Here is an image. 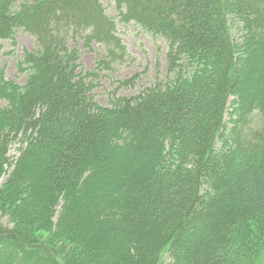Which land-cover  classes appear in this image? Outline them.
Listing matches in <instances>:
<instances>
[{
	"label": "trees",
	"instance_id": "obj_1",
	"mask_svg": "<svg viewBox=\"0 0 264 264\" xmlns=\"http://www.w3.org/2000/svg\"><path fill=\"white\" fill-rule=\"evenodd\" d=\"M114 2L167 41V77L103 105L132 57L102 0H0V55L18 28L38 43L24 84L0 66V264H259L264 0ZM78 38L105 48L92 70Z\"/></svg>",
	"mask_w": 264,
	"mask_h": 264
},
{
	"label": "rangeland",
	"instance_id": "obj_2",
	"mask_svg": "<svg viewBox=\"0 0 264 264\" xmlns=\"http://www.w3.org/2000/svg\"><path fill=\"white\" fill-rule=\"evenodd\" d=\"M102 1L107 7L109 14L117 16L118 12L115 9L113 0ZM118 31L128 46L132 59L127 61L124 65H118L115 71H110L101 77L100 84L95 88L93 93L96 100L103 105H108L110 103V92L122 79L129 78L136 73L141 74L135 87L124 88L119 92L120 95L131 96L140 91L141 88L153 85L159 79L165 80L167 77V63L164 55L167 51L168 44L163 38L159 37L156 39L151 33L134 23H119ZM2 44L3 51L0 55V66L5 67L7 77L16 80L20 84H24L27 80L28 73L20 71L19 63L23 60L24 51L35 50L38 47L36 39L25 30L18 28L15 34V43L13 44L11 39H5ZM70 46H78L81 49L82 62L86 70L94 69L97 59L104 53L103 46L98 43L93 44L94 51H89L84 48L81 38L71 41ZM5 104L6 102H4V100H0V107ZM11 155H17L16 147L11 150ZM4 221H6V219H4ZM255 231L260 235V231L257 229H255ZM35 235L44 242L50 239V233L47 231H39ZM52 241H54L52 243H56V245L60 242V240L56 238H53ZM258 250L259 253L256 254V258L261 255L259 256L260 264L261 260H264V233ZM18 260L19 259H17V262Z\"/></svg>",
	"mask_w": 264,
	"mask_h": 264
},
{
	"label": "bare ground",
	"instance_id": "obj_3",
	"mask_svg": "<svg viewBox=\"0 0 264 264\" xmlns=\"http://www.w3.org/2000/svg\"><path fill=\"white\" fill-rule=\"evenodd\" d=\"M30 1H32V0H30ZM20 29H23V28H20ZM24 30V29H23Z\"/></svg>",
	"mask_w": 264,
	"mask_h": 264
}]
</instances>
